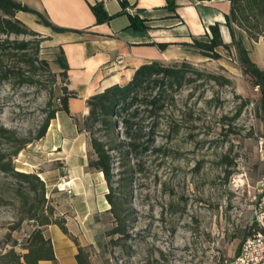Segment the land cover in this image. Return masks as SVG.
I'll return each mask as SVG.
<instances>
[{
    "label": "rangeland",
    "instance_id": "1",
    "mask_svg": "<svg viewBox=\"0 0 264 264\" xmlns=\"http://www.w3.org/2000/svg\"><path fill=\"white\" fill-rule=\"evenodd\" d=\"M10 38L30 43L24 51H0V154L44 181L47 213L51 207L52 219H63L75 245H98L83 247L92 264H224L237 253L252 224V186L264 176L256 149L264 136V86L243 71L232 45L218 47L217 58L197 50L199 60H187L230 82L203 75L173 92L149 150L130 161L135 170L122 208L127 234L115 243L107 232L113 217L102 203L105 181L88 167V135L68 136L51 120L36 138L47 102L58 105L67 83L59 73V46L42 33ZM243 46L264 72V37L244 36ZM82 118H74L77 129ZM19 140L30 142L15 153ZM36 204L25 182L0 171V264L11 248L26 251ZM49 225L43 226L47 236Z\"/></svg>",
    "mask_w": 264,
    "mask_h": 264
},
{
    "label": "trees",
    "instance_id": "2",
    "mask_svg": "<svg viewBox=\"0 0 264 264\" xmlns=\"http://www.w3.org/2000/svg\"><path fill=\"white\" fill-rule=\"evenodd\" d=\"M123 8L127 6L126 0H119ZM167 7L175 10L177 0H166ZM205 1V0H198ZM229 12L225 16V24L231 35L230 43H225L221 37L218 22L209 26L200 38H194L191 45L203 55L219 57L218 47L228 48L232 45L238 55L241 68L252 77L255 85L264 86V72L249 57L248 50L243 46V38L258 41L264 37V0H228ZM97 23L109 21L115 15L108 14L102 1L90 4ZM23 11L34 14L37 21L50 27L53 31L62 32L65 28L53 24L45 14L21 3L18 0H0V51L13 49L24 51L30 40L11 39L10 36H30L39 33L16 17L17 12ZM146 19L138 14H129V27L135 30L147 31ZM76 31V30H74ZM159 48L166 44L155 43ZM59 64L62 76L67 78V63L61 47ZM46 62V60H45ZM47 63V62H46ZM48 68V67H47ZM49 70V68H48ZM50 71V70H49ZM7 72V71H6ZM203 75L219 85L230 82L222 75L204 73L187 60L163 62L151 60L140 64L134 69L131 78L123 83H115L102 91L90 95L86 99L88 113L79 125V131L88 135V147L91 157L88 167L101 172L106 184L105 198L109 204L108 211L113 217V225L107 230L113 242L126 237V225L122 217L123 205L127 202L130 193L132 174L135 166L130 161L138 159L145 151L149 150L155 137V132L160 126L159 118L163 114L169 98L173 92L183 86L196 82ZM4 73L3 78H6ZM61 95L58 105L47 102L42 122L36 138L43 137L50 121L57 111L69 112L68 99L75 96V92L68 90L66 84L60 86ZM264 107V94H262ZM122 130V135L119 131ZM9 132V131H5ZM146 137L145 140H142ZM30 140H19L15 153L19 152ZM156 150V149H154ZM226 156H222V159ZM230 165L231 161H223ZM0 171L11 174L16 180L25 182L28 193H32L37 204L33 211H29L28 218L35 219L36 224L28 233L22 243L23 253H17L13 248L1 255L4 260L1 264H38L39 260H55L52 239L44 232L43 226L57 225L68 237L70 231L63 219H52V208L47 213L45 183L36 173L18 171L12 165V159L5 154H0ZM251 224L246 237L252 232ZM78 264H92L88 252L76 243Z\"/></svg>",
    "mask_w": 264,
    "mask_h": 264
},
{
    "label": "crops",
    "instance_id": "3",
    "mask_svg": "<svg viewBox=\"0 0 264 264\" xmlns=\"http://www.w3.org/2000/svg\"><path fill=\"white\" fill-rule=\"evenodd\" d=\"M18 1L66 29L56 32L39 23L34 14L23 11L16 14L33 30L48 35L63 51L68 66L66 86L75 92V96L68 99L69 112L57 111L52 120L55 126L62 125L68 130V136L72 132L78 136L81 134L74 118L87 115L86 99L112 84L127 82L140 64L151 60H199L200 54L191 43L194 38L209 32V26L215 22L220 25L223 41H231L225 24V16L230 9L228 0H177L175 10L166 6V0H126L125 8L119 0ZM96 1H102L108 14L115 16L107 22L97 23L90 8V4ZM129 14L145 18L147 31L130 28ZM155 43L166 45L159 48ZM82 157L86 158L85 155ZM85 165L87 162L83 161L80 168ZM102 203L107 210L109 204L105 194ZM48 230L51 231L49 236L55 260L43 259L38 264H78L77 245L71 238L55 224L49 225ZM81 246L98 248V245Z\"/></svg>",
    "mask_w": 264,
    "mask_h": 264
},
{
    "label": "built area",
    "instance_id": "4",
    "mask_svg": "<svg viewBox=\"0 0 264 264\" xmlns=\"http://www.w3.org/2000/svg\"><path fill=\"white\" fill-rule=\"evenodd\" d=\"M256 149L264 159V136L257 137ZM252 232L242 241L237 253L224 264H264V176L252 186Z\"/></svg>",
    "mask_w": 264,
    "mask_h": 264
},
{
    "label": "bare ground",
    "instance_id": "5",
    "mask_svg": "<svg viewBox=\"0 0 264 264\" xmlns=\"http://www.w3.org/2000/svg\"><path fill=\"white\" fill-rule=\"evenodd\" d=\"M67 184H70V181H69V182H67Z\"/></svg>",
    "mask_w": 264,
    "mask_h": 264
}]
</instances>
